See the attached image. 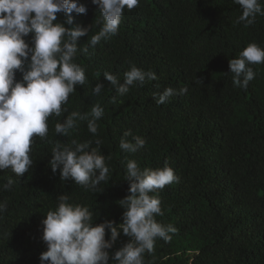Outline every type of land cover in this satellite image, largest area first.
Returning a JSON list of instances; mask_svg holds the SVG:
<instances>
[{
	"label": "trees",
	"instance_id": "obj_1",
	"mask_svg": "<svg viewBox=\"0 0 264 264\" xmlns=\"http://www.w3.org/2000/svg\"><path fill=\"white\" fill-rule=\"evenodd\" d=\"M78 3L87 14L73 13V24L66 26L91 28L78 40V47L88 50L76 59L87 82L70 94L67 112L49 118L47 138L35 139L29 172L21 178L10 170L0 172V202L7 203L0 213V264H41L47 251L42 221L61 195L88 207L94 226L122 223L119 201L129 195L128 160L141 169L168 166L179 177L151 194L161 201L163 215L156 220L177 231L169 233L167 242L156 240L154 251L144 254L145 264H264V64L252 66L256 76L246 89L235 85L229 73V61L247 45L264 48V16L245 27L237 22L242 12L233 0H139L134 9H125L116 35L91 46L103 18L91 0ZM66 18L58 13L56 22ZM25 39L30 42L31 36ZM133 64L155 72L157 79L120 96L104 73L123 83ZM16 78H22L19 72ZM98 83L104 90L93 96ZM169 87L188 91L157 104L158 94ZM96 103L104 116L95 135L80 120L69 136L55 134L56 123L73 111L90 112ZM129 130L130 142L134 136L145 140L135 153L119 147ZM73 139L92 141L93 147L98 139L101 154L111 157L108 181L100 191L63 181L59 169L52 171V147ZM8 179L13 186L4 191ZM110 236L106 229L105 239ZM128 242L121 232L108 250L109 264H115L112 254Z\"/></svg>",
	"mask_w": 264,
	"mask_h": 264
},
{
	"label": "clouds",
	"instance_id": "obj_2",
	"mask_svg": "<svg viewBox=\"0 0 264 264\" xmlns=\"http://www.w3.org/2000/svg\"><path fill=\"white\" fill-rule=\"evenodd\" d=\"M98 6L103 18V27L91 37V46L102 39L118 33L124 11L138 6L139 0H91ZM240 6L242 15L238 23L245 27L255 23L258 15L264 16L261 0H233ZM87 7L78 0H0V172L10 170L21 178L33 166L30 153L35 139L44 140L49 133V118H59L67 112L64 107L77 86L87 82L85 70L76 62L78 52H87V47H78V40L88 36L91 28L67 27L73 24V13L86 15ZM67 18L56 22L57 14ZM92 27V26H91ZM31 36L27 42L26 37ZM264 64V48L250 43L229 61V73L233 82L246 89L256 73L253 65ZM17 72L21 79L17 80ZM120 96L126 95L130 87L143 86L146 80L157 79L155 72L144 71L134 64L124 73L123 83L113 74L104 73ZM198 82H200L198 80ZM102 84L92 88V95L99 96ZM187 88L178 91L171 87L158 94L157 104H164L174 95H185ZM157 94H154L156 96ZM115 102V98H113ZM104 116L99 103L90 112L73 111L55 124L56 135L69 136L78 120L86 121L90 133L98 131L97 122ZM131 131L124 133L119 147L122 151L135 153L143 148L145 140L140 136L126 139ZM70 144L57 142L51 150L49 161L53 172L58 169L61 179H71L89 191H100V185L108 181V160L101 154L100 140ZM126 180L129 195L119 201L124 209L122 223L105 221L94 226V214L86 206L69 202L67 195L58 197L54 211H49L42 221V240L47 251L40 256L41 264H109V249L113 247L121 232L129 238L111 256L115 264H145L144 254L152 253L157 239L171 240L169 233L177 229L156 220L162 216L161 201L151 195L166 185L179 182L171 167L141 169L135 160L126 163ZM13 180L8 179L2 187L11 190ZM7 203L0 202V213ZM106 229L111 236L106 240Z\"/></svg>",
	"mask_w": 264,
	"mask_h": 264
}]
</instances>
